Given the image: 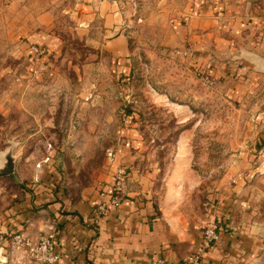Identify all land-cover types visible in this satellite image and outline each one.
I'll use <instances>...</instances> for the list:
<instances>
[{"label": "rangeland", "instance_id": "obj_1", "mask_svg": "<svg viewBox=\"0 0 264 264\" xmlns=\"http://www.w3.org/2000/svg\"><path fill=\"white\" fill-rule=\"evenodd\" d=\"M187 3L0 0V166L8 153L15 158L14 173L0 177V217L26 192L40 189L45 203L59 191L76 200L112 180L94 218L129 188L185 242L186 264L196 256L203 264L221 239L216 208L225 203L252 222L243 264H264V83L248 91L231 81L243 74L216 77L176 44L173 25ZM257 28L261 37L264 18ZM121 35L128 51L117 55L107 47ZM212 223L218 239L204 248ZM49 225L57 236L49 219L37 234L0 231V262L30 264L13 237L36 240Z\"/></svg>", "mask_w": 264, "mask_h": 264}, {"label": "crops", "instance_id": "obj_2", "mask_svg": "<svg viewBox=\"0 0 264 264\" xmlns=\"http://www.w3.org/2000/svg\"><path fill=\"white\" fill-rule=\"evenodd\" d=\"M258 9L256 0H188L180 20L173 25L174 41L192 48L201 59L199 65L208 67L216 77L225 73L223 77L229 78V73L238 72L243 75L231 81L244 83L247 90L256 87L264 83V31L261 37L256 35L264 10L257 12ZM111 41L109 51L127 53L124 36ZM223 50L230 51L231 57L221 58L219 52ZM259 142L264 145V125ZM111 181L100 185V192L97 186L86 189L76 200L59 191L45 203L40 189L36 195L26 192L0 217V231L25 227L37 234L45 219L53 221L60 253L57 264H154L157 258L169 264H186L189 248L185 242L172 238L152 201L141 200L129 188L119 193V201L111 205L108 214L94 218L96 203L107 201L112 192ZM226 206L222 203L216 208L217 217L223 219L221 239L204 254L203 264H243L250 260L249 247L244 244L250 240L247 231L252 222L237 215V208ZM240 207L247 211L246 206ZM242 213L247 216V212ZM233 221L238 225H232ZM238 226L242 230L239 236L229 231Z\"/></svg>", "mask_w": 264, "mask_h": 264}, {"label": "built area", "instance_id": "obj_3", "mask_svg": "<svg viewBox=\"0 0 264 264\" xmlns=\"http://www.w3.org/2000/svg\"><path fill=\"white\" fill-rule=\"evenodd\" d=\"M120 183V182H118ZM112 203H116L113 199ZM101 213H106L105 205L99 206ZM218 239L217 225L209 224L204 232V248L210 245L213 241ZM56 235L54 227L49 225L48 230L36 240L30 238L26 233L19 232L13 237V244L15 248H23L28 252L30 264H57L60 259V254L56 249ZM199 256L191 260V264H202L199 261ZM154 264H169L163 259L155 260ZM190 264V263H189Z\"/></svg>", "mask_w": 264, "mask_h": 264}, {"label": "water", "instance_id": "obj_4", "mask_svg": "<svg viewBox=\"0 0 264 264\" xmlns=\"http://www.w3.org/2000/svg\"><path fill=\"white\" fill-rule=\"evenodd\" d=\"M15 158L9 153L5 156L2 166H0V177L9 176L14 173Z\"/></svg>", "mask_w": 264, "mask_h": 264}]
</instances>
